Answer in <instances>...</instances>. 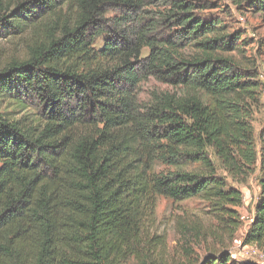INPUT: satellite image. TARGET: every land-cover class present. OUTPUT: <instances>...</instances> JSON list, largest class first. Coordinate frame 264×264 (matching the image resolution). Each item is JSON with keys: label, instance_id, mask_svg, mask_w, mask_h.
I'll return each instance as SVG.
<instances>
[{"label": "trees", "instance_id": "16d2710c", "mask_svg": "<svg viewBox=\"0 0 264 264\" xmlns=\"http://www.w3.org/2000/svg\"><path fill=\"white\" fill-rule=\"evenodd\" d=\"M153 1L0 0V40L21 46L0 62V264H119L158 197H198L236 230L242 196L218 170L257 163L242 244L264 246V126L257 148L248 122L260 84L220 54L237 38L207 13L217 0L157 14ZM150 78L170 90L141 101Z\"/></svg>", "mask_w": 264, "mask_h": 264}, {"label": "rangeland", "instance_id": "374dc122", "mask_svg": "<svg viewBox=\"0 0 264 264\" xmlns=\"http://www.w3.org/2000/svg\"><path fill=\"white\" fill-rule=\"evenodd\" d=\"M247 1V2H245ZM252 0H243L239 7L234 0H217L218 7L207 13L218 18L225 26L227 34L236 35L233 47L220 54L232 58L235 65L255 75V81L260 84V94L250 102L251 125L257 148L258 134L264 126V11L248 4ZM264 4V0H258ZM163 0H154L150 12H162ZM107 16H121L118 10L108 11ZM123 28H127L126 25ZM0 40V62L6 56L20 52V41ZM97 45H101L98 42ZM147 51L143 52L145 57ZM153 90L168 91L169 87L150 78L139 86L138 97L147 101ZM26 112H32L31 108ZM216 162V159L212 157ZM195 166L187 165L185 170ZM158 171L168 170L164 166H156ZM218 174L227 182L229 188L240 192L242 203L237 212L239 227L236 230L228 227L225 222L216 219L208 205L200 198L176 202L163 197L156 199L151 212L146 213L138 232L128 242L121 255L119 264H197L209 252L227 251L235 253L236 262L264 264V246L248 245V248L234 247V240L243 242V236L253 216L254 204L259 195V179L261 173L258 163L246 177L227 176L224 171Z\"/></svg>", "mask_w": 264, "mask_h": 264}, {"label": "built area", "instance_id": "2783aa9c", "mask_svg": "<svg viewBox=\"0 0 264 264\" xmlns=\"http://www.w3.org/2000/svg\"><path fill=\"white\" fill-rule=\"evenodd\" d=\"M251 222H252V218H251V220H250L249 223H251ZM233 244H234V247L248 248V245L244 246V245L242 244L241 240H238V239L234 240ZM230 255H231V258H232V259H235V256H236L235 253L232 252V253H230Z\"/></svg>", "mask_w": 264, "mask_h": 264}]
</instances>
